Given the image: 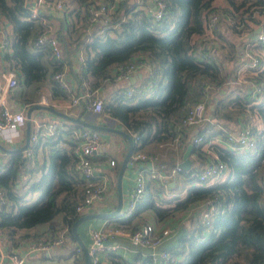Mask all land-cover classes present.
Returning a JSON list of instances; mask_svg holds the SVG:
<instances>
[{
  "label": "trees",
  "instance_id": "trees-1",
  "mask_svg": "<svg viewBox=\"0 0 264 264\" xmlns=\"http://www.w3.org/2000/svg\"><path fill=\"white\" fill-rule=\"evenodd\" d=\"M162 1L165 3L164 14L159 20L153 21L149 18L135 19V11L131 9L134 3L120 0L107 20L108 23H118L112 29L119 26L123 28L118 37L109 33L107 28L100 35L89 36L87 32L80 30L69 39L71 46L65 43L61 47V55L56 59L48 45L32 43L43 28L41 17L50 16L40 12V5L48 4L53 7L51 15L58 23L55 36L64 41L70 35V15L79 16L81 13L80 17L85 18L89 16V9L95 8L97 4L93 0H43L38 5L37 15L32 18L31 1L0 0V16L10 27L9 43L2 58L16 72L14 85L9 86L7 97L30 106L37 101L34 90L47 82L51 90L62 94L63 90L52 79V73L60 68L62 62L68 63L70 53L83 45L87 36L88 41L83 45L84 64L79 74L80 78L86 75L90 79V83L86 79L89 87L92 83H102L101 79L105 77L107 68L130 61L132 54L144 51L153 63V76L159 72L163 83H156L149 95H142L129 103L119 95L125 91V86L118 85L115 78L111 77L109 84L115 83L114 91L117 92L111 100L102 104L101 109L115 119L125 132L137 133L141 142L136 148H140L147 141H169L177 134L181 135L183 127L179 124L180 117L188 103L200 98L203 81L211 83L213 87L228 81L227 86L221 90L209 89L204 109L207 119L199 123L194 135H201L202 140L207 142L214 134L221 133L219 127L234 129L244 123L254 139L253 148L244 149L236 143H231L230 146L225 143L215 144L213 147L209 145L210 149H207L226 165L227 174L224 179L209 184L208 180L199 181L197 171L204 163L185 171L179 170L176 176L182 175L181 185L172 197L163 196L165 187L161 184L151 188L148 186L149 182L129 217L122 220L114 216L105 218L108 222L123 226L132 217L138 216L142 209L149 208L156 220H165L175 210L209 198L215 204L210 222L205 227L198 219H187L188 229L183 228L178 236V249L167 248L172 250L175 257V261L168 264H264V189L260 184V167L264 160V56L259 54V63L257 67L250 69L253 72L248 74V82H234L235 70L241 61V44L233 37H228L235 32H251L247 29V21L256 20L252 13L264 11V0H219L223 3L220 8H217L216 0ZM57 2L65 8H56ZM72 2H76L77 6L73 7ZM215 10L221 12L218 21L220 29L216 32V37L223 40L219 43L223 50L215 53V59H199L197 54L202 55L204 51L196 49L195 37L203 31L206 16ZM226 15L233 19L232 23L224 19ZM98 21H94V24ZM107 21L104 22L105 25ZM64 22L67 26L63 28ZM253 48L264 53V42L255 44ZM249 81L260 87L258 91H252ZM210 104L211 108H208ZM253 114L259 119L260 125L248 117ZM30 131L31 128L29 133ZM183 136L184 134L181 138ZM67 143L72 144V141L68 139ZM186 144L184 141L183 147L177 151L167 150L164 157H158L154 161V165L169 172ZM36 145V142H28L24 150H16L6 167L0 168V188L4 197L3 199L1 196L3 203L0 208V229L12 238L13 232L19 233L47 223L46 230L31 235L37 237L54 234L59 229L50 222L56 215H60L66 234L73 241L70 225L80 215L74 212V205L80 195L82 181L76 180L68 171L73 160L70 148L49 147L47 167L24 191L36 192V196L30 202H15L21 196L14 195L11 185L18 166L28 157L25 150L33 149ZM191 153H194V158L198 161L203 158L205 162L207 158V152L201 149V144L195 147L191 143ZM118 166L119 161L116 160L115 174ZM180 192L182 196L179 195ZM142 218V224H147L146 218ZM79 225L80 223L77 228ZM131 227L134 229V225ZM205 229L208 230L207 234L202 233ZM79 231L77 229L78 234ZM29 234L20 232L17 236L25 237ZM106 256L111 264H164L156 262L150 254L131 261H125L112 252L106 253ZM76 262H82L81 253L78 258H74V263Z\"/></svg>",
  "mask_w": 264,
  "mask_h": 264
},
{
  "label": "built area",
  "instance_id": "built-area-1",
  "mask_svg": "<svg viewBox=\"0 0 264 264\" xmlns=\"http://www.w3.org/2000/svg\"><path fill=\"white\" fill-rule=\"evenodd\" d=\"M43 0H34L33 6L30 8V17L37 15L38 5ZM118 0H109L108 2H98L95 8L89 9V21L103 20L106 18L111 9L114 7ZM56 8L62 7L60 2L55 4ZM165 10V3L162 0H154L153 7L149 13V19L159 20ZM261 18L259 19L258 27L259 31H255L251 34L241 47V61L239 62L240 68L253 69L257 67L259 63V54L253 48L255 44L264 42V11L259 12ZM256 14L252 13V16ZM220 10L210 12L203 23V31L197 36L198 42L206 46L209 51L210 46L214 40V33L218 29V21L220 19ZM228 22H233L230 16L224 18ZM239 27V25H237ZM9 43V36L7 29L0 25V46L5 49ZM34 45L46 44L49 46L50 51L54 58L58 59L61 55L59 47V41L55 36V33L51 31H41L33 39ZM214 52L205 53L206 60L214 59ZM84 64V57H79V67ZM138 66L145 68V84L137 90L130 88L125 89L121 94L122 99L130 100L138 98L144 95V92L152 90L156 85L157 78L152 73V61L148 58L146 61H124L114 66L113 77L115 80L126 79L135 71ZM14 70L7 68L2 71L0 75V138L7 141H13L20 133V128L24 124L25 116L21 111H12L7 106V92L10 85L13 84ZM52 79L64 90H67L68 84L66 81V71L64 68H60L52 73ZM87 80L84 76L79 80L80 93L79 95H71L70 102L73 105L81 104L82 109L90 115H97L102 109V98L95 90H87ZM213 86L211 83L203 81L200 89V98L195 102H190L186 105L184 112L182 113L179 124L183 129H188L191 126L198 125L201 121L207 119L204 114V109L207 100V94L210 88ZM260 87L255 85V90L258 91ZM42 101V100H41ZM33 127L31 133H29L28 141L35 143L53 135L58 130V124L54 120L52 121H38L32 118ZM221 134L223 135L224 142L230 146L231 143H236L241 148L250 149L254 146V139L250 135L247 125L240 124L236 129L231 130L225 127H219ZM70 140H73L75 146L73 148V160L72 163L76 168L77 177L81 179L82 186L77 203L74 205V212L77 214H83L88 212L91 206L100 202L106 193L108 181L103 176L98 174L94 169L93 159L101 155L100 147L103 144L101 135L97 129L88 128L85 126L70 129ZM131 133V139L133 148L126 161V169L132 171L131 185L127 192V197L124 205L120 207L114 217L118 220L129 217L135 204L141 199L145 186L149 182H158L166 189V182L169 177H173L175 173L180 169L178 164H175L169 172H164L157 169L153 165L154 154L146 153L136 148L135 146L141 142V137L134 132ZM180 143V134H177L171 138L166 144L168 146H177ZM190 143L195 147L201 144L206 146L208 142L202 140L201 135H192L190 137ZM116 151L119 152L118 146ZM207 158L201 168L197 171V178L199 181H207L221 171L225 170V163L221 162L215 154L208 149ZM25 154L29 157L32 155V149L25 150ZM120 154V153H119ZM107 158V159H106ZM106 164L113 167L116 163L114 155L106 157ZM29 169L35 167L33 160H30ZM28 173L22 175V179L26 181L28 179ZM3 203V199L0 193V208ZM198 206V220L206 227L210 222L211 216L215 210V204L212 199L205 198L200 200ZM206 230V229H205ZM166 229L159 231L154 230L150 224H141L135 227L128 233L129 241L134 245L147 246L153 249L160 241L161 237L166 234ZM89 243L86 245L87 253L89 255V264H111L108 262H102L100 259V253L114 252L117 248V243L114 241L116 235L123 233V226L109 222L98 227L89 228ZM69 237L66 234V228H62L54 234L39 235L31 238L22 244V248L19 249H6L0 239V264H24L25 258L36 251H46L54 249L57 246L65 244L69 241ZM173 250H177L178 247H173ZM76 254L81 253L78 245L74 244L73 248ZM156 262L168 264L175 261L172 250L161 249L157 251L156 255H152Z\"/></svg>",
  "mask_w": 264,
  "mask_h": 264
},
{
  "label": "crops",
  "instance_id": "crops-1",
  "mask_svg": "<svg viewBox=\"0 0 264 264\" xmlns=\"http://www.w3.org/2000/svg\"><path fill=\"white\" fill-rule=\"evenodd\" d=\"M29 1H31V4H30V8H31L33 6L34 0H29ZM29 1L27 0V2H29ZM119 1L120 0H118L117 3H115V5L111 9L110 13L108 15H106L107 16L106 18H109L110 14H112L115 11ZM128 1L134 3L133 4L134 6L131 9H133L135 11V13H134L135 19L146 20L147 18H149V13L153 7L154 0H128ZM93 2H94V4H97L98 2H108V0H93ZM215 4L218 5L217 8H220V7H222L221 5L223 3L219 0H216ZM72 6L76 7L77 3L72 2ZM79 7H80L79 10L82 12V10H81L82 7L80 5H79ZM39 8H40V12H43L47 15H50V16H46V17H41V22L43 24V28L41 31H51L53 33H56V31L58 30V23L56 20L53 19V16L51 15V11L53 12V9H52L53 7L48 6V4H46V5L41 4ZM80 14L81 13H79V16L70 15V18H68V20H70V22L68 24V27H70V35H69V38L66 36V39L64 38V41H63V39L61 40V39L57 38L59 41L60 50H61V47L64 46L65 43H69V46H71V44H70L71 40H69V39H72L76 35V32H79L80 30L87 32L88 36H89V35H100L107 28L109 33L118 37V34L123 29L121 26H119L116 29H112L111 27L114 28V26H116L118 23L113 22V21H110L108 23V21H107L108 19L106 20L107 21L106 25L104 24L105 21H103V20H99L98 23L94 24L95 20L89 21V16L84 18V17H80ZM258 14H260V13L259 12L256 13L257 16L254 15V17L256 19L255 21H252V20L247 21V29L251 30V32H249V31L235 32V33H233V35L229 34L228 37H230V38L233 37L234 40H236L237 43H240L241 44L240 46L242 47V45L244 44V41L251 34H254L255 31H257V30L259 31L258 23H259V19L261 18V15H258ZM0 25H3L7 29L8 36H9L10 27H9L8 23L3 19L2 16H0ZM66 26H67L66 22H64L62 27L64 28ZM219 29L220 28H218L214 33V40H213L212 45L210 46L211 52L209 51V49L206 46H203L198 42L197 36L195 37V43L197 46L196 49L198 48V49H201L204 51V54H202V55L197 54V57L199 59H201L203 57L205 59V53L206 52H209V53L214 52L213 55H214V59H215V53L223 50L219 46V43H222L223 40L217 39L218 37H216V32L219 31ZM73 31H75V32H73ZM87 37H85V39L83 41V45H85L86 42L88 41ZM83 45L78 46L72 53H70L68 63H65V62L61 63L60 68H64L66 71V81L68 84L67 90L62 89L63 90L62 94H59V93L51 90L48 82L44 83L39 88L34 90V96L37 97V101L33 102V103L48 105L57 112H60V113L62 112V113H65L67 115H70L72 117H78L80 119H87V120H90L91 122L98 123V124H105V123L111 124V121H112V126L117 127L119 129L125 131L124 129H122L120 126L117 125V123L115 122L116 121L115 119L112 120L113 118L111 116H109L107 113L103 112L102 110L97 115H90L89 113L85 112L82 109L80 103L77 105H73L70 102V96L71 95L81 94L80 93V87H79V80L81 79L80 74H79L80 73L79 57H85V49H84ZM255 50H256V48H255ZM3 51H4V49L0 46V75H1L3 70H5L7 68H11L9 63L2 58ZM256 51H258V50H256ZM259 52L261 53L262 56H264V53L262 51H258V54H260ZM43 57L46 58L45 55H43ZM148 58H149V56L147 55L146 52L139 51L137 53L132 54V56L129 58V60L130 61H137V60L138 61H144V60L146 61ZM106 70H107V72L105 74V77H103L101 79L102 83L100 85H95L93 83H92V85H90V87H89V85H87V90H90V91L95 90L96 92H98V94L102 98V101H103L102 104L111 100V97H113V95H116L115 92H117V91H114V86H116V84L115 83H114V85L109 84L111 81L110 80L111 77H113L114 66L109 67ZM250 72H253V71H250V69L248 70L247 68H240L239 64H237V68L235 70V77H234L233 81L236 83L248 82V80H250L248 78V74H250ZM14 73H16V72L14 71ZM85 77H86V75H85ZM155 77L157 78L156 83H158V84L163 83V80H162L159 72H157V75ZM145 78H146L145 77V68L143 66H138L135 69V71H133L128 76V78L115 80V82L118 83V85H124L125 89L130 88L133 90H137V89H140L145 84V82L147 81V80H145ZM14 79H15V74H14ZM14 79H13V83H14ZM86 79L90 83V79L88 77H86ZM88 82H87V84H88ZM227 83H228V81H224L221 83V85H218L216 87H212L211 89H216L217 91H218V89L221 90L227 86ZM249 83H250V81H249ZM13 85L14 84H12V87H13ZM251 87H252V91H256L255 85L251 84ZM150 93H151V90L146 91V92H144V96H147ZM206 97H207V100H206V103H207L208 98H209V91H208V94ZM135 100L136 99H130V100H126V101L129 103H132ZM16 103H18V108H16ZM7 106L12 111H16V109H18L17 111H21L25 116V110L28 107V104H26L20 100H17L15 98L7 97ZM208 108H211V104L208 105ZM248 117L251 118V120H253V121H257V123H259V125H260V121L255 116V114L248 115ZM32 118H35L36 120L43 121V122L54 120L58 124V130L53 135H51V136H49L43 140L37 141L36 142L37 145L32 149V155L27 157V159H25L23 161V163L18 166V170H17V173L15 175V180L13 181V183L11 185V190H12V192L15 193V194L13 193L15 196L19 195L21 197L18 198L17 200L15 199V202H21V201L30 202L36 196V192L32 191V192L25 193L24 191H25L26 186L32 180H35L40 175L41 171L47 167L48 150L52 146H64L66 150H69L68 148H70L72 151H73V148L75 146V143L73 140H71L72 144H68L67 140L70 139V137H69L70 131L69 130L73 129V128H78V126L73 125V124H78V123L67 120V119L62 118L58 115H55L54 113H52L51 111H49L47 109L35 108V109H32L30 111V116H29V127L31 129L33 127ZM25 122H26V120L24 121V124L21 126L20 133L15 140L7 141V140H3L0 138V168L1 169L7 166L10 158L12 156H14V153H16V150L18 151L19 147L24 142ZM78 125H80V124H78ZM198 127H199V124L196 126H191L188 129H182V133L180 135V143L175 147L168 146L166 144L168 141H147L143 144L142 147H140L138 149H140L141 151L146 152V153H148V152L153 153L154 154L153 165H154V161L156 159H158V157H164L167 150L171 149V150L177 151L178 149H181L183 147L184 141L187 143H190L189 142L190 137L192 135H194V133L196 134ZM215 127H218V126L216 125ZM225 128H228V127H225ZM236 128L237 127H235L234 129H236ZM234 129H231V130H234ZM98 131H99L101 138L103 140V144L100 147L101 155H99L93 159V164H94L95 171L98 174L103 175L107 179L108 186H107V190H106L105 195L103 196L102 201L94 203L88 212L109 211L114 207L115 200H116V189H115V179H116L115 168L116 167H115V165L113 167L108 166L106 164L105 158L110 156V155H114L115 159L117 161H119L121 156H122V153L124 152L126 145H127L125 138L122 137L121 135L117 134V133H113V132H109V131H103V130H98ZM126 132L129 133L131 136L130 132H128V131H126ZM182 134H184V136L181 138ZM222 138H223V135L220 132L214 134L210 138L211 140L207 141L208 144L206 146H204V145L202 146L203 147L202 150L205 152L207 150V148L210 149L209 145H212V147H213V145H215V144H218V145L224 144L225 142H222ZM28 142H30V141H28ZM138 145H140V143L137 144L136 146H138ZM225 145H226V143H225ZM116 146H118L119 152L116 151ZM208 151H210V150H208ZM189 157H190V159L191 158L193 159V163L190 164L189 168L195 167L197 165L201 166L204 163L203 158H201L202 161H200V160L198 161V159L194 158L195 157L194 153L190 152ZM29 158L31 160H33V162L35 163V167L30 168V169L28 167V159ZM180 159H181V155L175 164H177L180 161ZM68 171L71 172V175H73V177H75L76 180L79 179L77 177L76 168L74 167L73 163L71 164V167L69 168ZM24 173H28V175H29L28 179L26 181H24L22 179V175ZM260 173H261L260 184L264 189V160H263L261 167H260ZM132 174H133L132 171H129L126 168L123 171L122 178H121V197H122L121 207L124 205V203L126 201L127 192H128L129 187L131 185ZM226 174H227L226 170L221 171L219 174L210 178L207 181V184L224 179ZM176 175L177 174L175 173V175L173 177L168 178V180L166 182L167 187H166L165 191L163 192V196L169 198V197H172L173 195H175V193H177L176 189L178 191V189L181 185L182 175H179V176H176ZM158 184H159L158 182H154V183L151 182L150 184H148V186H150L152 188V187L158 186ZM173 186H175V187L172 189ZM185 186H188V185L186 184ZM2 191L3 190L0 188V193H1V196L3 197ZM160 195H162V194H160ZM179 195L182 196V192H180ZM3 199H4V197H3ZM199 201H196L195 203H191L183 209L175 210L174 212L171 213L170 217L165 219V220H156L154 218L155 222L152 223V222H149L146 218L147 224L152 225L154 230H156V231H159L161 229L167 230L166 234H164L161 237L159 243L153 249H151L150 247H147V246L134 245L129 241L128 233L133 229V227H131V226L134 225V228H135L136 226L141 225L143 223V221H142L143 218L140 217L139 215L132 217L129 222L123 224V233L115 236L114 241L117 243V248L112 253L119 255L125 261H131L134 258H141L142 256L149 255V254L151 256L152 255L155 256L157 251H159L161 249L176 247L178 245V241H177L178 236L184 230L183 228L186 229L188 226L187 219H191V220L198 219V209L199 208H198L197 204ZM170 205H172V203ZM50 223H53L55 225V227H57L59 230H61L62 228H65V226L61 223L60 215H56ZM106 223H109V222L107 221V218H104V217L95 218L94 220H91V219L86 220L82 224L81 229H80L81 231H79V234H78L80 236V238L82 239L83 243L85 245H87L90 241L89 233H88L89 228L98 227V226L106 224ZM47 225H48L47 223H43V224H39L35 227H31L30 229H25L24 231H20V232L30 233L28 236H25V237H18L17 235H19L20 232L18 233L16 231V232H13V236H12V238H10L9 236H7L5 234V232L3 230L0 229V239L3 243V246L6 249H19L20 250L22 248V244L25 241H28L31 238H34L33 235H31V234H33L34 232H38V231L40 232V231L46 230ZM207 232H208V230H202L203 234H207ZM73 248H74V242L69 240L65 244L57 246L54 249L50 250V252L36 251V252L31 253L30 255H28L25 258L24 264H83V259H82V262H80V263L79 262L74 263V258H78L79 254H76L73 251ZM152 258H153V256H152ZM100 259L103 263L108 262V258L106 256V253H103V252L100 253Z\"/></svg>",
  "mask_w": 264,
  "mask_h": 264
},
{
  "label": "water",
  "instance_id": "water-1",
  "mask_svg": "<svg viewBox=\"0 0 264 264\" xmlns=\"http://www.w3.org/2000/svg\"><path fill=\"white\" fill-rule=\"evenodd\" d=\"M62 8H65L64 5H62ZM16 108H18V103H16ZM15 108V109H16ZM35 108H42V109H47L49 111H51L52 113H54L55 115H58L62 118H65L67 120L73 121L75 123L80 124L81 126H85L88 128H94L97 130H103V131H109V132H113V133H117L119 135H121L122 137L125 138L127 145L126 148L119 160V166L116 172V179H115V189H116V200H115V205L114 207L109 210V211H102V212H85L83 214H80L79 216H77L71 223L70 225V234L72 236V240L74 242L75 245H78L80 250H81V255H82V259H83V264H89V255L87 253V248L86 245L83 243L82 239L80 238V236L77 233V225L79 223H82L83 221L92 219V218H100V217H109V216H114L117 214V212L119 211L120 207H121V202H122V197H121V178H122V174L123 171L126 168V161L127 158L133 148V143H132V139L129 133L112 126V121L111 124L109 123H105V124H98V123H94L91 122L90 120L87 119H80L78 117H72L70 115H67L65 113H60L55 111L53 108H51L48 105H44V104H39V103H33L32 105L28 106L25 110V134H24V142L22 143V145L19 147V150H23L27 144H28V136H29V116H30V111L32 109ZM18 109H16L17 111ZM114 120V119H112ZM191 152V143H187L184 150L182 151L181 154V159L180 161L177 163L178 166L180 167L181 170H187L190 167L191 164V159L189 157V154Z\"/></svg>",
  "mask_w": 264,
  "mask_h": 264
},
{
  "label": "rangeland",
  "instance_id": "rangeland-1",
  "mask_svg": "<svg viewBox=\"0 0 264 264\" xmlns=\"http://www.w3.org/2000/svg\"><path fill=\"white\" fill-rule=\"evenodd\" d=\"M260 53V52H259ZM261 54V53H260ZM30 158L28 159V165H29V162H30ZM165 197V196H164ZM139 216L140 217H144V218H147V220L149 221V222H152V223H154L155 221V219H154V215H153V213H152V210L151 209H149V208H147V209H142L141 211H140V213H139ZM95 218H92L91 220H94ZM85 221H83L82 223H80V225L78 226V231L81 229V226H82V224L84 223ZM81 231V230H80ZM226 264H228V263H226Z\"/></svg>",
  "mask_w": 264,
  "mask_h": 264
}]
</instances>
